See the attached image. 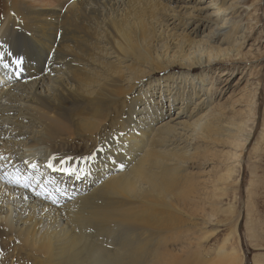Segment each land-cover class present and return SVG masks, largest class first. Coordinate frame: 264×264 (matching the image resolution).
Instances as JSON below:
<instances>
[{
	"label": "bare ground",
	"instance_id": "obj_1",
	"mask_svg": "<svg viewBox=\"0 0 264 264\" xmlns=\"http://www.w3.org/2000/svg\"><path fill=\"white\" fill-rule=\"evenodd\" d=\"M232 1H211L214 11L205 16L198 6L164 0H0V65L8 64L0 72L17 73L0 85V156L7 158L1 163L12 164L0 172V264L242 263L233 243L240 217L227 220L235 203L220 200L239 186L256 115L222 125L224 107H212L207 72H193L234 63L232 55L241 53L242 27L255 21L251 12L261 0L236 17ZM220 41L230 47L220 48ZM164 72L171 74L139 89ZM165 94L171 105L163 107ZM197 140L241 152L231 157L237 167L217 174V201L201 206L203 189L190 167L216 155ZM29 160L43 177L46 161L100 163L103 179L51 205L36 194L47 182L30 191L28 173L26 186L15 179ZM202 213L208 223L199 224ZM227 225L231 231L215 252L208 243ZM200 226L211 234L203 231L188 251L172 247L192 241Z\"/></svg>",
	"mask_w": 264,
	"mask_h": 264
},
{
	"label": "rangeland",
	"instance_id": "obj_2",
	"mask_svg": "<svg viewBox=\"0 0 264 264\" xmlns=\"http://www.w3.org/2000/svg\"><path fill=\"white\" fill-rule=\"evenodd\" d=\"M164 1L169 5L181 3L188 4L192 7L198 6V8L202 9L199 13L205 16L210 15L214 11V9H210L209 7L213 0ZM232 2L237 6L235 15H233L235 17L242 11L245 4H252V0H233ZM233 16L227 13L224 18L228 19ZM251 16L255 21L243 25L242 33L247 37L241 53H234L232 55V59H235L234 63L218 62L206 68H204V66H197V69L193 72L195 74L203 70L207 72L209 79H207V86H205V88H209L211 100L213 102L212 107H224L223 116L222 118L220 117L222 125L231 124L233 119L241 120L250 114L256 115L253 137L242 155L241 152H238L227 142L221 144L216 143L213 147V145L209 143L206 144L198 140L194 141V145L207 146L209 144L208 150L212 151L216 157L209 156L212 155L210 152L207 153L205 157L201 156L197 163L191 165L190 171L198 176L200 186L203 189L200 194H198L200 197L199 205H205L217 201L216 197H214V191L212 190L218 172L231 164L237 167V163H235L231 157L233 154H235V156L241 155V168L239 170L240 173L238 172L239 177L237 178L239 186L237 185V190L228 193V197H223L222 200H219L225 205L230 202L235 203L236 214L231 218H226L227 220H232L233 217H240L238 235L235 237L233 243L235 247L240 250L242 256L241 264H264V0L260 1V5L253 7ZM209 32L210 29H207L206 34ZM220 37L224 38L223 35ZM217 46L224 49L230 47L228 43H223L222 41L218 42ZM238 54H240L239 57H237ZM1 66L3 65H0V69H2ZM175 69L176 73L180 72L181 69L183 70L182 66L179 65H177ZM187 72L188 71H183V73ZM16 74L17 73L14 71H11L10 75L1 73L0 77L2 78V82H0V85L12 81L13 78L11 76H15ZM170 74L171 72H164L154 76V78L152 77L153 79L147 78L141 81V87H139V89H142V87L146 89L148 84L150 86V84L157 79L166 77ZM256 92L258 93L255 95V98H253ZM156 93L157 99L159 100L160 91H156ZM252 99H255V101L251 102ZM162 100L163 107L171 105L166 94L162 97ZM246 100L249 101L247 102ZM169 108L170 107H168V109ZM103 157L104 155H102V158ZM45 163L52 166H43V171H49L46 177L38 174L36 164L29 160L19 165L17 169L18 175H16L15 179L20 180L26 186L27 177L24 173H28L31 179H34V183L29 181V184H32L33 187L29 189L25 187V189L30 191H37L43 182H47L46 190L39 189L36 194L44 195L47 198L45 199L47 203L49 202L51 205H54L55 202L63 204L74 198L77 194L86 191L97 179H103V177H99V173L102 169L100 163H98V167H94L95 162H85L83 166H69L58 164L57 162L49 163V161ZM73 170H75V173L70 175L69 172ZM71 186H78V188L72 191L70 189ZM235 197L237 199H235ZM205 213H211V209L206 207ZM205 213L198 216L202 219L199 224L202 221L208 223V215ZM218 215V219H222V217L225 218L221 214ZM234 225H236V223H234ZM205 227L207 228V226ZM205 227L200 226V229L197 231L198 233L191 237L190 240L193 238L192 241L185 238L181 240V242L176 243V246L172 247L177 250V252L188 251L189 248H191L189 246L190 243H195L198 239L203 237V231L205 232L206 230L211 234L210 230L204 229ZM230 231V225L221 227L220 235H217L218 237L216 236L215 239L213 238L208 243L210 247L213 248V251H218L217 246L219 242L221 244L224 236H227ZM12 246L13 244L11 243V246L7 247L6 254L8 258L13 254V252H11Z\"/></svg>",
	"mask_w": 264,
	"mask_h": 264
},
{
	"label": "snow or ice",
	"instance_id": "obj_3",
	"mask_svg": "<svg viewBox=\"0 0 264 264\" xmlns=\"http://www.w3.org/2000/svg\"><path fill=\"white\" fill-rule=\"evenodd\" d=\"M4 58V54L3 53H0V61H2ZM16 65H17V68H20L22 63H23V58L20 57L16 60L13 61ZM3 67L7 68L8 67V64H3ZM7 158L6 157H3V156H0V161H6ZM6 167V164L5 163H0V172H3L4 168ZM49 167H52L51 165H49ZM75 173V170L69 172V174H74Z\"/></svg>",
	"mask_w": 264,
	"mask_h": 264
}]
</instances>
